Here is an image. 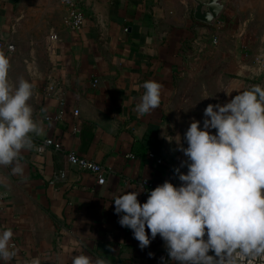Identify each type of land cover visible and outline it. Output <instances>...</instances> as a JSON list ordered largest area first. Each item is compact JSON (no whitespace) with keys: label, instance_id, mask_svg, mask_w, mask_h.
Wrapping results in <instances>:
<instances>
[{"label":"crops","instance_id":"1","mask_svg":"<svg viewBox=\"0 0 264 264\" xmlns=\"http://www.w3.org/2000/svg\"><path fill=\"white\" fill-rule=\"evenodd\" d=\"M79 6L84 23L71 32L59 0H0L9 83L23 78L34 85L29 103L43 129L34 147L44 139L63 147L42 155L34 147L22 151V177L0 167V230L13 231L17 253L6 264L32 258L71 264L78 254L109 264H169L159 236L142 250L119 225L112 199L139 192L142 179L179 185L173 170L186 157L174 136L182 138L193 120L202 124L207 105L264 87V0H235L211 26L193 18V0H79ZM147 80L162 86L161 104L140 116L134 109ZM69 151L103 165L106 183L70 167ZM61 171L66 178L53 180ZM138 200L146 201L141 192Z\"/></svg>","mask_w":264,"mask_h":264},{"label":"clouds","instance_id":"2","mask_svg":"<svg viewBox=\"0 0 264 264\" xmlns=\"http://www.w3.org/2000/svg\"><path fill=\"white\" fill-rule=\"evenodd\" d=\"M9 69L8 57L0 54V167L22 177L21 153L33 149V137L43 129L29 103L34 85L23 78L10 85ZM161 87L143 82L138 115L160 106ZM236 92L223 105H207L202 124L193 120L182 138L174 136L186 157L173 170L179 185L164 181L147 190L144 203L134 190L112 199L119 225L132 231L142 250L159 236L169 264H264V87ZM13 235L10 228L0 230V264L17 254ZM71 264L109 262L78 254Z\"/></svg>","mask_w":264,"mask_h":264},{"label":"built area","instance_id":"3","mask_svg":"<svg viewBox=\"0 0 264 264\" xmlns=\"http://www.w3.org/2000/svg\"><path fill=\"white\" fill-rule=\"evenodd\" d=\"M60 4L66 9V27L71 32H77L79 31L84 23V15L82 12L81 7L79 6V0H59ZM58 37L56 35L51 36V41H57ZM214 42L216 40L214 39ZM14 50V47L10 45L8 47V51L12 52ZM51 91L55 90V85H51L49 87ZM60 105H62V102H60ZM64 113L60 112L58 113V116L54 119L55 121H61ZM74 117L76 118V123L72 128L73 133H77L80 131V121L78 120L79 117V111L74 110L73 112ZM46 121H51L50 118L46 117ZM37 149H43L42 151H38ZM48 149H52L54 151H62L63 147L60 143L55 142L53 139H44L42 141H39L36 143L34 147V151L38 155L44 154ZM67 157V163L70 167L77 168L79 170L85 171L92 175L96 179V183L100 186L104 185L106 183V175H107V169L93 161L84 157H81L74 151H69L66 155ZM150 158L154 159V155L150 154ZM158 163H161L160 160L157 161ZM66 178L65 172H59L56 176L53 177V180H64ZM137 186L141 193L144 195L145 199H147V190L154 189L156 186L150 182L149 180L142 179L138 181ZM13 247L14 244L12 243ZM211 254V253H210Z\"/></svg>","mask_w":264,"mask_h":264},{"label":"water","instance_id":"4","mask_svg":"<svg viewBox=\"0 0 264 264\" xmlns=\"http://www.w3.org/2000/svg\"><path fill=\"white\" fill-rule=\"evenodd\" d=\"M195 7L193 9V18L205 25H214L225 10V7L235 0H193ZM236 70H230L228 73L234 74Z\"/></svg>","mask_w":264,"mask_h":264}]
</instances>
